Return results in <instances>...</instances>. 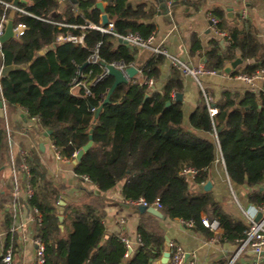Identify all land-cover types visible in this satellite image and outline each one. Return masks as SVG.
I'll list each match as a JSON object with an SVG mask.
<instances>
[{"label": "trees", "instance_id": "trees-1", "mask_svg": "<svg viewBox=\"0 0 264 264\" xmlns=\"http://www.w3.org/2000/svg\"><path fill=\"white\" fill-rule=\"evenodd\" d=\"M30 1L20 5L26 12L15 11L14 25L25 24L23 34L1 47L6 65L28 66L0 76V101L5 100L11 107L21 106L29 118L38 119L43 129H51L50 138L56 151L69 160L89 141L92 128L94 139V145L74 165L75 173L87 178L91 185L81 190L79 199L64 204H61L64 185L30 159L28 152L16 158L17 163L25 159L29 165L31 176L27 178L22 173V183L24 187L30 183L34 192L31 196L24 193L17 202L30 210L37 207L42 213L36 237L45 242V264H72L71 241L80 235L89 241L76 264H154L169 249L159 225L148 229L140 222L137 232L141 243L132 246L131 252L123 231H107L106 195L97 194L95 189L106 192L120 183L124 201L142 197L152 204L159 199L166 216L193 221V227L211 236L213 231L202 223L206 214L209 219L220 221L224 238L240 245L245 236V222L225 211L211 191L193 189L191 183L201 185L209 179V168L220 152L231 182L249 188L245 196L250 204H264V93L258 97L249 90L241 97L225 90L215 101L218 112L213 116L202 94L190 117V127L186 126L183 102L175 98L184 89L179 68L172 67L162 90L143 82L149 78L156 81L161 75L166 56L155 53L140 66L144 79L135 76L127 84L118 85L95 119V109L102 104L114 77L104 75L102 64L88 63L93 49L100 43L102 61L130 66L136 63V48L125 43L116 45V37L111 33L73 25L88 20L106 26L112 21L120 35L137 32L147 37L155 30V24L143 19L152 18L156 10H146L144 5L133 8L128 0H108L105 12L108 20L104 22L94 0L69 2L65 7L61 0ZM11 2L0 0V18L10 16L12 8L5 3ZM216 14L217 28L227 31L230 44L223 49L214 40L207 51L205 66L221 71L227 61L235 59L239 49L243 59L254 58L255 62L233 70L231 75H252L264 69V48L252 24L226 27L224 14L218 10ZM61 33L77 36L84 33V42L58 41ZM42 49L47 50L40 53ZM77 80L86 82L90 92L83 85L73 89ZM168 101L170 105H166ZM9 151L5 119L0 117V183L1 167L7 165ZM187 169L196 170V174L190 177ZM12 198L11 189L0 194V208ZM13 221V212L7 208V239L0 264H7L3 255L9 245L16 251L17 244H12L16 235L10 231Z\"/></svg>", "mask_w": 264, "mask_h": 264}, {"label": "crops", "instance_id": "crops-1", "mask_svg": "<svg viewBox=\"0 0 264 264\" xmlns=\"http://www.w3.org/2000/svg\"><path fill=\"white\" fill-rule=\"evenodd\" d=\"M94 1V6L97 8H99L97 2L103 4L104 10L99 9L103 13L102 21H107L108 18L105 12L109 4L108 0ZM27 2L31 1L27 0ZM61 2L62 7H65L69 2L73 3L71 0H61ZM128 5L133 8L144 5L146 10L155 9L156 13L152 18L143 19L144 22L155 24L157 32L155 43L167 48L172 56L192 64L204 63L206 65V54L214 45V40H218L223 49L230 44L228 38L217 34L213 28L212 18L217 17V10L226 17L227 22L224 24L226 27L234 25L244 27L248 22L251 23L264 48V0H128ZM229 8L233 11V16L231 17ZM222 40H224L223 43ZM120 43L124 42L116 37L115 44L118 45ZM135 48L136 63L134 65L139 68L136 77L142 80L144 79V74L141 72L140 66L155 53L148 48ZM193 48L195 49L194 51ZM238 57L242 59V62L233 70L244 68L246 65L255 62L254 58L243 59L239 49L236 51L235 59ZM173 66L175 64L172 57H166L161 65V75L154 81L152 88L155 90L163 89ZM182 77L184 83L182 92L184 124L190 127V117L201 100L203 92L193 77ZM202 80L207 94L213 98V105H215L216 100L221 98L225 90L235 92L241 97L249 90L256 92L258 97H260V93H264L263 79H257L251 83L236 75H231V73L225 74L224 68L217 74L204 76ZM77 87L73 86V89ZM3 114L9 142L10 159L7 165L1 167L0 194H5L8 189H11L13 198L7 201L4 208H0V255L7 239L5 213L7 208H9L14 215L10 231L16 235V240L12 244H17L16 251L14 250L13 263L35 264L36 244L34 238L36 237L38 222L31 219L32 210L24 206L20 207L19 203L14 200L12 160L23 152H28L30 159L33 161H35V158L39 159L40 165L51 171L52 174L50 175L55 178L56 182L66 187L65 194L62 197L64 202L79 199L82 195L81 190L85 187H90L91 184L88 179H83L75 173L72 160L61 156L56 151L50 138L51 135L47 137L45 149L42 150L40 148V137L43 136L44 131L47 129H43L39 121L35 122L32 118H29L24 108L21 106L11 107L4 100ZM209 174L207 181L212 182L209 191L214 194V197L225 211L232 213L245 222L232 191L235 192L241 201L249 204L245 196V192L249 188L231 182L220 152L217 154L213 165L209 168ZM206 182L201 185L191 183L192 188L204 190ZM121 188L122 183L106 192L101 191L102 194L100 195H106V202L108 203L105 223L109 233L123 231L126 237L132 240L133 248L138 246L139 234L137 227L142 222L148 229L156 225L161 226L165 235H168L172 242L181 245L190 256H194L198 264H209L213 261L217 263L225 261L227 262L226 264H229L236 256L240 245L224 238L222 228L209 236L206 232L196 229L182 218H170L166 215L165 218H159L148 211H141L140 206L123 200ZM203 216L207 215L203 214ZM61 228L65 232L64 227L61 226ZM88 241L82 235L75 237L71 241L72 264H76ZM11 246L9 245L8 248ZM255 258V253L250 249H246L236 257L235 262L237 264H252Z\"/></svg>", "mask_w": 264, "mask_h": 264}, {"label": "built area", "instance_id": "built-area-1", "mask_svg": "<svg viewBox=\"0 0 264 264\" xmlns=\"http://www.w3.org/2000/svg\"><path fill=\"white\" fill-rule=\"evenodd\" d=\"M6 7H11L15 10H19L22 12H26L24 8L21 6H14L11 3H5ZM5 17H2L0 20V35L4 33L5 30ZM219 19L217 17L212 18V24L215 32L217 34H220L222 36L227 37L228 34L225 31H221L217 28V23ZM60 26H67L66 23H59ZM75 27H81V28H96L99 29L102 32H108L113 34L117 38H123L127 40V42L135 47H143V48H148L152 52L157 53V54H163L166 57H172L173 62L176 67L179 68L181 71L182 76L185 77H193L201 87V91L203 92V95L207 101V104L209 105V112L210 115L213 116L218 112V108L213 105V98L209 96L206 92V89L203 84L202 78L206 75H212V74H217L219 73L218 70L216 69H210L205 66L204 63L200 64H192L186 61H183L177 57H174L171 55L169 50L161 45H157L155 43L157 39V32L154 30L149 36L144 37L140 33H129L127 35H120L118 32L115 31V26L112 21L108 23V25H97L91 21L86 20L85 24L81 25H73ZM15 29L17 30V37H19L21 34H23L24 29H25V24L20 23L19 25L15 26ZM84 33L81 35H73L71 33H61L59 34L57 40L58 41H73L76 43H83L84 42ZM99 46L100 43L97 44V46L93 49L90 57L88 58V63L89 64H96L100 63L101 64V59H100V54H99ZM2 44H0V50H1ZM118 67L125 69L126 66L125 64L122 63H114ZM103 66V65H102ZM104 67V66H103ZM106 69L104 67V75H105ZM142 72V71H141ZM239 78L253 83L257 79H263L264 80V69L258 71L255 74L248 75V74H238L236 75ZM143 82L147 83L150 87L153 86L154 84V79L149 78V79H144ZM83 85L84 88L86 89L87 92H90V88L87 85L86 82H83L81 80L75 81L74 86H80ZM1 90V89H0ZM24 153V152H23ZM76 155V153H75ZM60 157V155H59ZM12 178H13V188H14V200L17 202V199L25 193L27 196H31L34 192L33 187L30 185V183H27L26 186L24 187L21 179L22 173H25V176L29 178L31 175L30 170H29V165L25 159L22 160L21 163H17L16 159L12 160ZM186 173L188 175L194 176L196 174V170L194 169H187ZM87 179V178H86ZM233 195L235 196V199L239 205V208L243 214V217L246 222V229L244 231V238L241 241V244L238 248V252L234 259L229 263L233 264L236 260V257L244 252L246 249L252 250L256 258L253 260L252 264H264V204L263 205H252V204H245L243 201H241L238 196L235 194L234 191H232ZM130 204L134 205H143V206H155L158 209H161L162 205L157 199L155 202L152 204H149V202L145 198H140L137 201H132L129 202ZM32 215L31 219L34 220L35 222H38L39 224L42 222V213L39 210V208L34 207L32 209ZM258 214H261V218L257 219ZM190 225H193V221L187 222ZM202 223L208 227L211 231L217 232L220 230L221 225L220 221L216 218L214 219H209L207 216L202 217ZM124 241L126 242L128 247H132V240L128 237H124ZM34 242L36 244V260L35 264H45L46 262V245L45 242L41 237H35ZM138 242L141 243L140 237L138 238ZM169 250L171 252V256L169 259L168 264H198L197 260L194 256H190L187 251L181 246V245H175L172 241L169 245ZM13 256H14V250L11 247L7 248L6 253L3 255V261L7 264H13ZM188 256V257H187ZM187 258V259H186ZM209 264H218L217 262H211Z\"/></svg>", "mask_w": 264, "mask_h": 264}, {"label": "water", "instance_id": "water-1", "mask_svg": "<svg viewBox=\"0 0 264 264\" xmlns=\"http://www.w3.org/2000/svg\"><path fill=\"white\" fill-rule=\"evenodd\" d=\"M71 1L73 3L78 2V0H71ZM26 2H27V0H12V4L16 7L20 6L22 3H26ZM97 6L99 8H101L102 10H104L103 4L101 2H97ZM229 9H230L229 15L231 17V16H233V11L231 10V8H229ZM14 16H15V9H13L11 11L10 16L5 20V30H4V33L0 35V44L5 43L6 41L10 40L11 38H17V30L15 29V25H14ZM120 40L124 43H128L127 40H125L123 38H120ZM223 42H224V40H222V43ZM46 50L47 49H42L40 51V53H44ZM241 62H242V59L240 57L236 58L235 60H233L231 62H226L225 66H224V73L230 74L232 72V70L235 67H237ZM101 64L106 69L105 75L113 76L114 82L110 86V88L108 89L102 104L95 109V119L98 118L100 112L103 109V106L110 102L111 95L116 90L117 86L120 84H123V83L127 84L139 72V68L135 65H130V66L126 67L125 69H122L114 63H106L104 61H101ZM27 66H28V64H15V63H11V64L6 65L4 62V55H3L2 51L0 50V75H7L13 70L20 69V68H27ZM83 67H84V65L81 66L80 70H82ZM147 96H148V94L146 95V97ZM175 98H176V100H183V94L182 93H176ZM170 104H171V102L168 101L166 105H170ZM3 107H4V100L2 99L0 101V117L4 116ZM33 120L35 122H38V119H36V118ZM92 133H93V128L90 130L89 141L76 152V155L72 160V163L74 165L78 164V162L82 159L84 154L91 148V146L94 145V139H93ZM51 134H52V130L47 129L46 131H44L43 136L40 137V148L42 150L45 149V142L47 140V137H49ZM34 160H35V162L39 163V159L35 158ZM39 164H41V163H39ZM47 171L50 174H52L49 169H47ZM211 185H212V182L207 181L204 185V189L206 191L210 190ZM95 192L97 194H102L101 190H99L98 188L95 189ZM64 203L65 202L63 200H61V204H64ZM140 210L141 211H148V212L154 214L155 216H157L159 218H165L164 212L161 209L156 208L155 206H148L147 207V206L140 205ZM261 216H262L261 214H258L257 219H260ZM60 220H63V216H60ZM165 243H166V246L169 247V245L171 243V239L168 235L165 236ZM131 251H132V247H129V252H131ZM170 256H171V252L169 249H167L163 252L161 257L158 258L154 262V264H168Z\"/></svg>", "mask_w": 264, "mask_h": 264}]
</instances>
